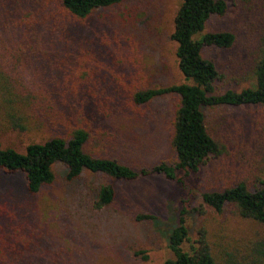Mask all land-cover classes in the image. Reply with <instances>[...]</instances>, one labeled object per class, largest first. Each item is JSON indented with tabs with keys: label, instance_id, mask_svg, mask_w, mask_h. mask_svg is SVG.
<instances>
[{
	"label": "rangeland",
	"instance_id": "1",
	"mask_svg": "<svg viewBox=\"0 0 264 264\" xmlns=\"http://www.w3.org/2000/svg\"><path fill=\"white\" fill-rule=\"evenodd\" d=\"M181 1L124 0L82 20L64 12L56 1L41 2L39 28L54 39V50L61 57L33 61L23 77L53 90L58 109L66 117L63 124L29 132L0 128L1 145L21 151L32 139L42 141L85 126L90 128L85 150L94 155L133 167L173 162L172 119L177 98L160 96L136 107L130 95L136 88L183 81L176 44L170 39ZM227 1L226 14L210 17L199 34H234L231 47L202 50L223 75L217 83L219 91L254 85L252 66L264 33V0ZM92 107L94 116L88 112ZM204 113L220 155L209 157L198 172H180L178 181L162 175L113 181L114 201L102 209L93 207L96 189L104 180L100 175L85 172L67 182L66 169L57 164L54 183L30 195L21 174L0 172V208L15 225L23 226L21 235L29 239L19 263L162 264L173 257L168 234L179 209L199 206L204 190L220 191L240 181L253 189L258 179H264V109L216 106L205 107ZM82 116L90 122L82 123ZM204 207L206 213L188 214L191 240L196 239L197 228L205 225L217 252L226 246L245 252L264 236V223L241 218L230 206L222 212ZM141 212L156 218L136 219Z\"/></svg>",
	"mask_w": 264,
	"mask_h": 264
},
{
	"label": "trees",
	"instance_id": "2",
	"mask_svg": "<svg viewBox=\"0 0 264 264\" xmlns=\"http://www.w3.org/2000/svg\"><path fill=\"white\" fill-rule=\"evenodd\" d=\"M51 1H56L67 14L82 20L98 9L124 0H0V128L29 132L46 125L63 124L66 117L65 111L58 109V96L53 90L45 89L44 84L33 78L26 80L23 77L33 61H53L61 57L60 52L54 50V39L39 28V4ZM227 10V0H182L173 18L170 39L176 44L177 67L183 81L136 88L130 95L136 107L160 96L177 98L172 119L173 162L133 167L116 158L94 155L85 150L90 128L77 126L70 128L65 135L50 136L42 141L32 139L21 151L3 147L0 143V172L21 174L30 195L42 193L54 183L57 164L66 169L67 182L76 181L85 172L100 175L104 180L96 189L93 202L96 209L114 201L116 189L113 181H132L153 175L178 181L180 172H198L209 157L221 153L220 145L208 130L205 107L257 106L264 109V33L252 66L253 86L219 91L217 83L223 75L211 59L202 55L206 47L229 48L233 44L234 34L230 31L205 32L199 36L210 17L223 16ZM42 17L47 19L45 13ZM68 55V59H72V54ZM94 110L90 108L89 114L94 116ZM80 120L90 122L85 116ZM258 182L253 189L240 181L220 191L204 190L200 192L202 203L199 206L179 209L168 234V247L173 257L165 259L162 264H264V236L256 239L245 252L228 246L217 252L209 241L205 225L197 228V237L191 240L187 224L189 213H206L204 205L216 212L230 206L241 218L264 223V179L260 178ZM155 218L151 213L136 215L138 220ZM22 228L0 208V264H20L23 247L29 242L21 235ZM186 244H189L188 249H184ZM136 253L142 254L143 251ZM142 258L148 257L143 255Z\"/></svg>",
	"mask_w": 264,
	"mask_h": 264
}]
</instances>
